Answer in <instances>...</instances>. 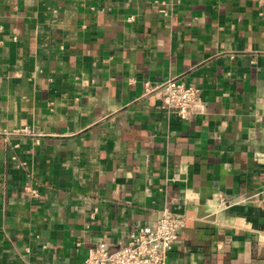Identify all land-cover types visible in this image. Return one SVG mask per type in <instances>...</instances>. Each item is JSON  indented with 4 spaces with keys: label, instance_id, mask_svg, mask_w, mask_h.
Instances as JSON below:
<instances>
[{
    "label": "crops",
    "instance_id": "1",
    "mask_svg": "<svg viewBox=\"0 0 264 264\" xmlns=\"http://www.w3.org/2000/svg\"><path fill=\"white\" fill-rule=\"evenodd\" d=\"M168 80L207 113L145 95ZM166 210V264H264V0H0V264H84Z\"/></svg>",
    "mask_w": 264,
    "mask_h": 264
},
{
    "label": "built area",
    "instance_id": "2",
    "mask_svg": "<svg viewBox=\"0 0 264 264\" xmlns=\"http://www.w3.org/2000/svg\"><path fill=\"white\" fill-rule=\"evenodd\" d=\"M130 22L134 18H130ZM145 95L155 94L161 100L164 112H174L181 121L189 122L195 116L207 113V103L201 90L194 84L181 80L166 82H146ZM14 134L37 136L29 129L16 130ZM29 192L38 197L36 190ZM185 227V219L170 210L161 215L154 226H145L132 233L125 244L111 252L106 244L93 248L84 264H166L171 252L179 241L181 231Z\"/></svg>",
    "mask_w": 264,
    "mask_h": 264
}]
</instances>
